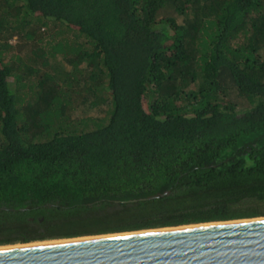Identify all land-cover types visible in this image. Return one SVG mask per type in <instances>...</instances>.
Masks as SVG:
<instances>
[{"label": "trees", "instance_id": "trees-1", "mask_svg": "<svg viewBox=\"0 0 264 264\" xmlns=\"http://www.w3.org/2000/svg\"><path fill=\"white\" fill-rule=\"evenodd\" d=\"M50 22L85 40L47 53ZM259 215L264 0H0V245Z\"/></svg>", "mask_w": 264, "mask_h": 264}, {"label": "water", "instance_id": "water-1", "mask_svg": "<svg viewBox=\"0 0 264 264\" xmlns=\"http://www.w3.org/2000/svg\"><path fill=\"white\" fill-rule=\"evenodd\" d=\"M88 235L0 247V264H264V215Z\"/></svg>", "mask_w": 264, "mask_h": 264}, {"label": "rangeland", "instance_id": "rangeland-1", "mask_svg": "<svg viewBox=\"0 0 264 264\" xmlns=\"http://www.w3.org/2000/svg\"><path fill=\"white\" fill-rule=\"evenodd\" d=\"M182 17L183 16L179 17V21H181ZM49 25L48 26L44 25L40 28L41 35H43V36H42V40L40 42H38V45H40L44 49V51H47V53L50 51L52 44L53 43L55 44L56 41H60L63 44V47L66 49L67 48L73 49L78 44L77 41L83 42L85 40V38L83 36L75 35V33H73L72 30L67 29L61 23L56 22L55 24H52L50 22ZM9 42H11L14 46L12 49L5 52L7 59H9L10 56L14 57V55H16V54H21L22 58H23L22 62H18L15 60H13V62L15 65L19 64L20 69L18 71L22 72L25 70V67H24L25 63H27V64L33 63L34 54L32 52V49H29V47L26 45V42H22L21 39L19 41V38L15 34L9 38ZM27 42H29V45L34 44V42H32V40H28ZM19 43H20V45H18ZM22 48H24V49L21 52ZM24 51H26V54ZM47 56H48L47 59L50 61L51 64L54 63V64H57L58 67H64L65 68L64 70H70L73 68V65L69 64L65 60L62 52H60V51H57L56 54L52 57L50 56V54H48ZM14 59H15V57H14ZM74 74L79 79H81V77L83 76V72L81 70H76V73H74ZM58 77H59L58 75H55L54 79L59 81ZM16 84L17 83L15 81H12L13 86H15ZM82 84L83 83L81 81L74 80V82L71 86L73 89V93H74L73 97L75 99H77V96L79 95V94L75 93L76 91L80 90L81 91L80 94L84 92ZM74 90H76V91H74ZM228 97H229V99H231L232 101H234L236 103L237 108H245V107L252 104L251 100H249L247 97L240 96L237 93V91L235 90V88H231L230 93L228 94ZM107 98L108 97L106 96V99ZM73 103L75 106L72 105V107H70L68 109V111H70V115H71L70 117H71V123L72 124H78L82 128H84V127L93 128L96 126V122H100V121L103 122L106 120L107 115H106L104 110L108 106L107 100H106V102H102V104L99 107H86L85 108L83 105L77 106L75 101ZM65 239H67V238H65ZM33 241H35V240H33ZM16 243L22 244V242H20V241H18ZM16 243L14 242L12 244H16ZM12 244H9V245H12ZM5 245H8V244H5ZM1 246H4V245H1Z\"/></svg>", "mask_w": 264, "mask_h": 264}, {"label": "bare ground", "instance_id": "bare-ground-1", "mask_svg": "<svg viewBox=\"0 0 264 264\" xmlns=\"http://www.w3.org/2000/svg\"><path fill=\"white\" fill-rule=\"evenodd\" d=\"M92 236H95V235H89V236H81V237H74V238H67V239H51V240H44V241H35V242H29V243H22V244H12V245H4V246H1L0 247H11V246H19V245H26V244H33V243H44V242H51V241H63V240H70V239H81V238H85V237H92Z\"/></svg>", "mask_w": 264, "mask_h": 264}]
</instances>
